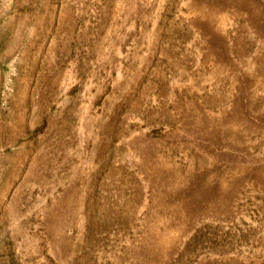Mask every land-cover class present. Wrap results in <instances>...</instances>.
I'll use <instances>...</instances> for the list:
<instances>
[{"label":"rangeland","instance_id":"374dc122","mask_svg":"<svg viewBox=\"0 0 264 264\" xmlns=\"http://www.w3.org/2000/svg\"><path fill=\"white\" fill-rule=\"evenodd\" d=\"M0 264H264V0H0Z\"/></svg>","mask_w":264,"mask_h":264}]
</instances>
